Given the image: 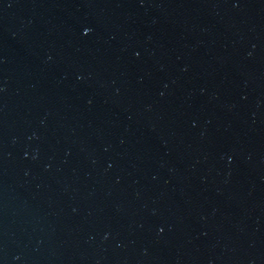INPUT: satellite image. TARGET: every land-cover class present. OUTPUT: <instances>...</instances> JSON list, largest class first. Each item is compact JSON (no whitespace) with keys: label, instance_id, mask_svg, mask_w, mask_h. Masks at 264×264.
<instances>
[{"label":"water","instance_id":"95a60500","mask_svg":"<svg viewBox=\"0 0 264 264\" xmlns=\"http://www.w3.org/2000/svg\"><path fill=\"white\" fill-rule=\"evenodd\" d=\"M0 264H71L53 102L31 0H0Z\"/></svg>","mask_w":264,"mask_h":264}]
</instances>
